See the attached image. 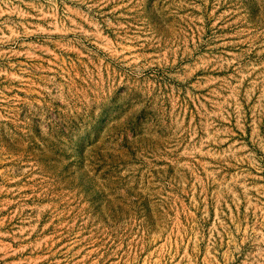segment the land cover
Masks as SVG:
<instances>
[{
    "label": "rangeland",
    "instance_id": "obj_1",
    "mask_svg": "<svg viewBox=\"0 0 264 264\" xmlns=\"http://www.w3.org/2000/svg\"><path fill=\"white\" fill-rule=\"evenodd\" d=\"M0 264H264V0H0Z\"/></svg>",
    "mask_w": 264,
    "mask_h": 264
}]
</instances>
